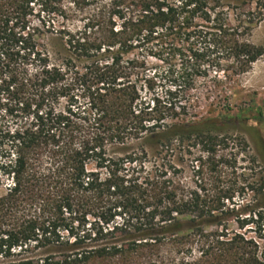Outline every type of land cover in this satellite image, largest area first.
<instances>
[{
  "label": "trees",
  "instance_id": "1",
  "mask_svg": "<svg viewBox=\"0 0 264 264\" xmlns=\"http://www.w3.org/2000/svg\"><path fill=\"white\" fill-rule=\"evenodd\" d=\"M252 15L223 0H0V264H264L248 233L264 169L223 133L232 115H203L193 95L264 58Z\"/></svg>",
  "mask_w": 264,
  "mask_h": 264
},
{
  "label": "rangeland",
  "instance_id": "2",
  "mask_svg": "<svg viewBox=\"0 0 264 264\" xmlns=\"http://www.w3.org/2000/svg\"><path fill=\"white\" fill-rule=\"evenodd\" d=\"M223 1L230 7L232 16L239 12L253 14L256 24L250 39L255 44H264V0ZM76 21L71 24L77 25ZM193 95L200 101L199 111L203 115H232V120L224 125L223 133L235 138L244 137L251 151L258 157L259 165L264 169V58L257 61L248 73L232 82L225 81L221 88L215 87L212 79L199 81ZM241 157L243 163L252 164L250 153L243 152ZM175 161L185 167L187 180L194 181L191 164L188 165L181 155L176 156ZM248 201L262 206L259 209L261 216L249 224L248 233L264 246V198L249 196Z\"/></svg>",
  "mask_w": 264,
  "mask_h": 264
}]
</instances>
